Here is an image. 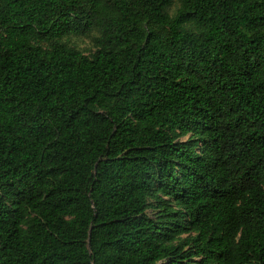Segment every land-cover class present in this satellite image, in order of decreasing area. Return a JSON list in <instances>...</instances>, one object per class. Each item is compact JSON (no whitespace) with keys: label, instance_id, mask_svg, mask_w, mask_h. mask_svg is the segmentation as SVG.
Returning <instances> with one entry per match:
<instances>
[{"label":"trees","instance_id":"1","mask_svg":"<svg viewBox=\"0 0 264 264\" xmlns=\"http://www.w3.org/2000/svg\"><path fill=\"white\" fill-rule=\"evenodd\" d=\"M0 264H264V0H0Z\"/></svg>","mask_w":264,"mask_h":264},{"label":"rangeland","instance_id":"2","mask_svg":"<svg viewBox=\"0 0 264 264\" xmlns=\"http://www.w3.org/2000/svg\"><path fill=\"white\" fill-rule=\"evenodd\" d=\"M94 36H96V34L91 35V37ZM68 44L76 47L86 55L94 51L91 38L70 37L68 38Z\"/></svg>","mask_w":264,"mask_h":264}]
</instances>
